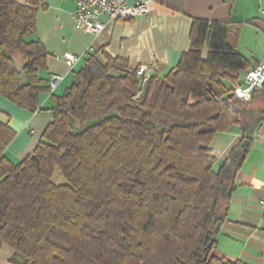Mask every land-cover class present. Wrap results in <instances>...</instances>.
<instances>
[{"label": "trees", "instance_id": "obj_1", "mask_svg": "<svg viewBox=\"0 0 264 264\" xmlns=\"http://www.w3.org/2000/svg\"><path fill=\"white\" fill-rule=\"evenodd\" d=\"M44 1L0 0V98L31 113L49 91L48 52L33 38ZM238 33L237 22L193 20L176 66L144 83L125 59L88 57L17 163L4 155L15 131L0 121V250L11 264H247L212 255L264 117L233 95L250 63ZM235 128L220 160L211 141Z\"/></svg>", "mask_w": 264, "mask_h": 264}, {"label": "crops", "instance_id": "obj_2", "mask_svg": "<svg viewBox=\"0 0 264 264\" xmlns=\"http://www.w3.org/2000/svg\"><path fill=\"white\" fill-rule=\"evenodd\" d=\"M26 3V0H17ZM133 3L138 0H126ZM150 13L132 20H104L97 34L77 30L73 25L74 0H45L39 8L33 38L45 46L48 57L41 76L63 79L52 92L42 94L41 110L28 112L0 98V121L15 131L4 155L16 162L37 145L52 119L51 95H61L90 56L103 61L106 56L125 59L129 66H155L152 73L165 74L175 67L190 46L193 20L232 21L239 26L237 50L248 60L249 68L264 61V16L261 0H145ZM82 55L70 69L64 54ZM247 70V71H248ZM246 71V72H247ZM244 73V75L246 74ZM243 75V77H244ZM247 116L264 111V89L256 92L245 106ZM246 116V117H247ZM241 138L239 130L213 137L210 146L223 160ZM253 146L234 178V191L225 209V220L215 234L212 255L229 261L264 264V117L253 134ZM262 202V203H261ZM12 250L3 246L0 264H11Z\"/></svg>", "mask_w": 264, "mask_h": 264}, {"label": "built area", "instance_id": "obj_3", "mask_svg": "<svg viewBox=\"0 0 264 264\" xmlns=\"http://www.w3.org/2000/svg\"><path fill=\"white\" fill-rule=\"evenodd\" d=\"M260 13L264 16V0ZM73 25L77 30L97 35L104 28V20H132L136 17H146L150 13L148 1L138 0L128 3L126 0H74ZM82 55L65 53V63L71 69ZM155 66L139 65L136 74L144 83L150 77ZM63 79L62 75L52 74L49 77V92ZM264 86V61H259L244 75L241 82H234L233 95L239 103H247L252 95ZM262 203V202H261ZM264 217V211H263Z\"/></svg>", "mask_w": 264, "mask_h": 264}, {"label": "rangeland", "instance_id": "obj_4", "mask_svg": "<svg viewBox=\"0 0 264 264\" xmlns=\"http://www.w3.org/2000/svg\"><path fill=\"white\" fill-rule=\"evenodd\" d=\"M15 62H16V65H17V67H18V69L20 70V81H24L25 82V77H24V73H23V71L21 70V59H19V57L18 56H15Z\"/></svg>", "mask_w": 264, "mask_h": 264}]
</instances>
